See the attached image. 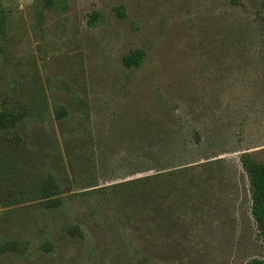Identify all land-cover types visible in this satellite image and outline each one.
<instances>
[{
  "label": "rangeland",
  "instance_id": "rangeland-1",
  "mask_svg": "<svg viewBox=\"0 0 264 264\" xmlns=\"http://www.w3.org/2000/svg\"><path fill=\"white\" fill-rule=\"evenodd\" d=\"M66 3L61 13L34 0H0V113L28 112L17 128L0 126V233L45 231L34 222L27 228L24 219L38 221L36 186L53 174L58 147L63 152L55 121L63 106L69 118H91L92 143L80 155L94 156L101 186L120 181L118 159L132 150L134 118L183 121L190 144L201 139L200 163L221 161L236 171L219 213L224 239L216 262L264 260L241 164L245 154L264 162V0L238 7L229 0ZM96 13L102 20L93 27ZM135 50L146 60L129 70L123 58Z\"/></svg>",
  "mask_w": 264,
  "mask_h": 264
},
{
  "label": "trees",
  "instance_id": "trees-1",
  "mask_svg": "<svg viewBox=\"0 0 264 264\" xmlns=\"http://www.w3.org/2000/svg\"><path fill=\"white\" fill-rule=\"evenodd\" d=\"M34 1L61 13L68 7L66 0ZM119 15L125 16L122 8ZM101 20L96 13L89 24L96 27ZM3 22L0 14V29ZM146 56L135 50L123 58V66L141 68ZM27 113H0L1 128H17ZM55 115L63 152L58 147L53 174H44L36 186L38 221L24 219L27 228L34 222L45 231L0 233V264H218L217 246L224 239L218 235V218L229 204L236 171L229 172L221 161L200 163L201 139L191 145L183 121L134 118L132 150L118 159L120 181L101 186L94 156L80 155L92 143L86 132L91 118H69L63 106ZM241 164L249 179L252 216L264 238V162L245 154ZM106 166L102 170L108 172Z\"/></svg>",
  "mask_w": 264,
  "mask_h": 264
}]
</instances>
